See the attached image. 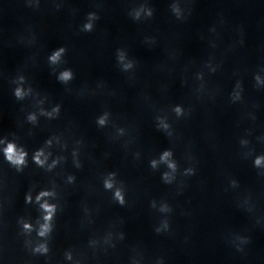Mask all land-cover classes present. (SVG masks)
Returning a JSON list of instances; mask_svg holds the SVG:
<instances>
[{
  "label": "water",
  "instance_id": "95a60500",
  "mask_svg": "<svg viewBox=\"0 0 264 264\" xmlns=\"http://www.w3.org/2000/svg\"><path fill=\"white\" fill-rule=\"evenodd\" d=\"M168 125L38 264H264V18Z\"/></svg>",
  "mask_w": 264,
  "mask_h": 264
},
{
  "label": "clouds",
  "instance_id": "9594fccd",
  "mask_svg": "<svg viewBox=\"0 0 264 264\" xmlns=\"http://www.w3.org/2000/svg\"><path fill=\"white\" fill-rule=\"evenodd\" d=\"M142 11H145L148 16L152 15V11L150 9L141 8L140 10H136L134 12V18L135 19H139ZM173 11L176 12L177 15H179V8L178 7L173 6ZM96 18L97 17L95 15V13H89V16H88V21L89 22H87V23H85L83 25V30L87 31V32L92 31L93 30V23L91 21L95 20ZM65 51H66V49L64 47H60L59 49L55 50L49 56V62L52 65H56V64L60 63L61 62V58L64 55ZM117 58H118V61L122 63V66H123L124 70H129V69H131L133 67V63L131 61H129L128 63H124L125 55H124L122 50H118ZM57 79L59 81L63 82V83H67V82H69L70 80L73 79V72L71 71V69H65V70H63V71H61L59 73ZM256 79L259 80V77L257 76ZM23 82H24V77L20 76L18 78L17 83L19 85H22ZM31 91L32 90L30 88L25 90L22 86H17L15 88V90H14V95H15V97L17 99L22 100L27 95H29L31 93ZM59 110H60V107H59V105H57L56 107L53 108V113H59ZM174 111H175L177 116H180V115L183 114V109L180 108L179 106H177L174 109ZM41 114L48 115V116L52 115V113H44L43 111H42ZM27 119H28L29 122H35L36 121V115L34 113H31V114L28 115ZM106 120H107V113H105L104 116H101L97 120V123L99 125L103 126L106 123ZM162 126L165 129H167L169 127V125H167V124H163ZM0 143L6 144V146L3 148V154H4V157L6 158L7 162H9L11 165L16 167L17 170H21L24 166H26V163H27L26 162V157H27L28 153L23 148H18L16 146L15 142L0 141ZM170 155H171V152L166 151L164 153V155L161 157V159L167 160ZM42 156H44V152H43L42 149L37 151L34 154V156H33L34 162L40 167H43L45 162H46V160H47V157H44V159H41ZM155 163H156L155 161H152V166L153 167H155ZM254 164H255L256 167H260L262 164H264V156L256 157L255 161H254ZM168 166H169V168H172L173 171H175V168H176L175 164L169 163ZM187 171H188V173H192L193 170L192 169H188ZM114 176H115V173H110L109 174L110 178L106 179L104 181V187L106 189L113 188V180L111 179V177H114ZM70 179H72V178H70ZM167 179H168V174L165 173V180H167ZM233 184H235V181H233ZM50 195H53V193L48 192V191H43L38 196H36V201L39 203L43 197H47V196H50ZM115 199L117 201H119V203L121 205L124 204V197H123L122 192H121L120 189L116 190ZM25 201H26V203H31L32 202V197H31L30 194L25 197ZM153 206H154V204H153ZM40 207H41V209H43V212L45 214L43 215V223L40 224L39 230L37 231V235L40 238H44L45 242L37 244L33 248V252L34 253H39V254H47L48 251H49L48 244H47V238L49 237L50 233L53 230L52 221H53L54 214L56 212V206L54 204H49L45 200L43 203L40 204ZM161 211H170V209H169V207L164 206L163 208H161ZM21 223H22L24 232L31 233L33 231L32 224H30L28 222H24V221H21ZM163 227L164 228L168 227L166 221L164 222ZM157 231L159 232L160 229L158 228ZM238 239H240L241 242H245L244 238H238ZM66 258L69 259V260L72 259V255H71L70 252L66 253Z\"/></svg>",
  "mask_w": 264,
  "mask_h": 264
}]
</instances>
